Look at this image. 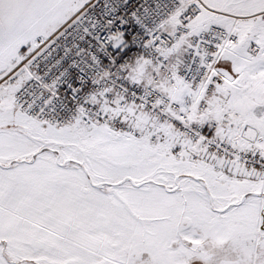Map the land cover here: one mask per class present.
<instances>
[{"label":"snow or ice","instance_id":"6c2138e0","mask_svg":"<svg viewBox=\"0 0 264 264\" xmlns=\"http://www.w3.org/2000/svg\"><path fill=\"white\" fill-rule=\"evenodd\" d=\"M0 264H264V0H0Z\"/></svg>","mask_w":264,"mask_h":264}]
</instances>
